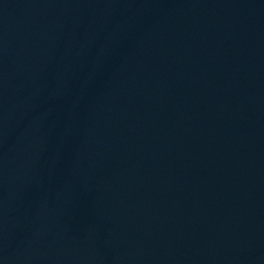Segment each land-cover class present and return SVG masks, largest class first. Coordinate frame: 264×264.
<instances>
[{
    "label": "water",
    "instance_id": "1",
    "mask_svg": "<svg viewBox=\"0 0 264 264\" xmlns=\"http://www.w3.org/2000/svg\"><path fill=\"white\" fill-rule=\"evenodd\" d=\"M0 264H264V0H0Z\"/></svg>",
    "mask_w": 264,
    "mask_h": 264
}]
</instances>
